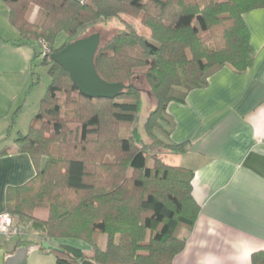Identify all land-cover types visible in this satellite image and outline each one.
I'll return each mask as SVG.
<instances>
[{"label": "trees", "instance_id": "1", "mask_svg": "<svg viewBox=\"0 0 264 264\" xmlns=\"http://www.w3.org/2000/svg\"><path fill=\"white\" fill-rule=\"evenodd\" d=\"M2 1L20 40L35 49L34 60L42 55L50 80L27 131L17 135L13 148L0 150V156L27 154L36 170L25 183L5 189L4 211L36 235L37 241L21 236L26 237L21 244L43 250V240L73 238L87 245L81 250L58 244L62 251L48 250L54 264L83 259L172 264L200 212L192 195L193 171L157 157L148 166L147 151L152 146L172 154L188 151V141L169 139L174 121L168 103H184L191 90L206 87L224 66L243 72L252 65L243 14L264 8V0ZM120 15L140 16L150 37L125 22L110 37L100 35L94 58L98 75L128 87L114 98H90L49 55L79 38L82 26ZM59 33L67 39L55 46ZM41 42L49 53L36 49ZM142 76L155 99L143 126L149 143L137 131L120 134V125L137 120L141 89L134 80ZM163 117L168 129L161 125ZM250 264H264V249L251 253Z\"/></svg>", "mask_w": 264, "mask_h": 264}, {"label": "crops", "instance_id": "2", "mask_svg": "<svg viewBox=\"0 0 264 264\" xmlns=\"http://www.w3.org/2000/svg\"><path fill=\"white\" fill-rule=\"evenodd\" d=\"M243 19L252 65L243 72L224 66L206 87L191 90L184 103L167 105L174 121L170 141L189 142L188 151L172 154L170 163L193 171L192 195L200 205L172 264H250L251 253L264 249V8ZM34 53L0 3V150L13 148L33 118L25 107L35 88ZM35 171L25 153L0 156V212L6 187L25 183ZM25 238H0V264H8L21 247H27L25 264L46 261L36 244H21Z\"/></svg>", "mask_w": 264, "mask_h": 264}, {"label": "rangeland", "instance_id": "3", "mask_svg": "<svg viewBox=\"0 0 264 264\" xmlns=\"http://www.w3.org/2000/svg\"><path fill=\"white\" fill-rule=\"evenodd\" d=\"M189 3L190 1L187 0ZM0 3H3V5L6 8V5L4 4L3 1L0 0ZM36 13V7L34 6L30 12V20H33L35 17ZM131 24L141 35L145 37H150L149 36V30L145 26L141 24L140 21V16L138 17H131L130 15H120V17H112L107 20H97L93 23L84 25L80 28L79 32V37H83L88 33H93V32H99L102 38H108L110 37L115 31L122 29L125 27V23ZM66 35L64 33H59L56 37L55 40V46H60L65 40H66ZM30 43L33 44V42L29 41ZM36 49L38 51L43 52V48L39 47L38 45L36 46ZM34 90L31 93L30 96V101L27 102V106L25 107V110L31 112V116H35L38 110L39 102L40 99L44 96L47 85L49 84L50 80L47 75V66L42 63V55L37 57L35 59V64H34ZM134 85L138 88L141 89L140 91V99H141V107L138 112V117L137 120L133 124H126L123 123L120 125V134L122 136H127L129 135L132 131H137L140 135L141 138L144 139L145 142L149 143L151 142L147 136L144 133L143 126H144V121L148 117L149 113L154 109L155 107V99L154 97L150 94L149 92V86L147 85V82L145 78L138 77L135 78L134 80ZM59 97L62 99L64 97V94L59 93ZM161 125L164 129H168L170 127L169 122L165 117H163V120L161 121ZM164 139V138H163ZM148 160H147V165L150 166L152 163L151 157H157L161 160H163L166 163L171 164V155L172 153L167 152L165 149L159 146H152L151 149L148 151ZM40 217H45V213H39ZM36 235L33 234V232L29 231L28 237L30 239L35 240ZM37 241V240H35ZM50 242V241H49ZM37 243V242H36ZM52 244H63V245H68L72 247L79 248L81 250H87V245L78 239H73V238H65V239H60L57 242H53ZM37 246V251L38 253L41 252L43 253V257L46 260L42 264H54L55 262V256L52 252H49L48 250H41L39 248V244H36Z\"/></svg>", "mask_w": 264, "mask_h": 264}, {"label": "water", "instance_id": "4", "mask_svg": "<svg viewBox=\"0 0 264 264\" xmlns=\"http://www.w3.org/2000/svg\"><path fill=\"white\" fill-rule=\"evenodd\" d=\"M100 33L93 32L79 37L58 51L50 53L52 61L62 67L75 83L77 89L90 98H114L127 88L123 82H107L102 79L95 68L94 58L100 44ZM41 47L40 43L38 44ZM44 250L62 251L56 244L43 240ZM27 247L18 248L7 258L8 264H25ZM80 264H96L90 259H83Z\"/></svg>", "mask_w": 264, "mask_h": 264}, {"label": "built area", "instance_id": "5", "mask_svg": "<svg viewBox=\"0 0 264 264\" xmlns=\"http://www.w3.org/2000/svg\"><path fill=\"white\" fill-rule=\"evenodd\" d=\"M81 1L84 2L85 0ZM41 47L43 54L50 52L43 42H41ZM21 236H28V231L17 225L7 212H0V238L11 239Z\"/></svg>", "mask_w": 264, "mask_h": 264}, {"label": "flooded vegetation", "instance_id": "6", "mask_svg": "<svg viewBox=\"0 0 264 264\" xmlns=\"http://www.w3.org/2000/svg\"><path fill=\"white\" fill-rule=\"evenodd\" d=\"M40 45H41V43H40Z\"/></svg>", "mask_w": 264, "mask_h": 264}]
</instances>
